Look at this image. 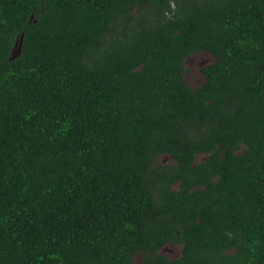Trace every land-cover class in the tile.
Returning <instances> with one entry per match:
<instances>
[{
	"label": "trees",
	"instance_id": "16d2710c",
	"mask_svg": "<svg viewBox=\"0 0 264 264\" xmlns=\"http://www.w3.org/2000/svg\"><path fill=\"white\" fill-rule=\"evenodd\" d=\"M137 255L264 264V0H0V264Z\"/></svg>",
	"mask_w": 264,
	"mask_h": 264
},
{
	"label": "rangeland",
	"instance_id": "374dc122",
	"mask_svg": "<svg viewBox=\"0 0 264 264\" xmlns=\"http://www.w3.org/2000/svg\"><path fill=\"white\" fill-rule=\"evenodd\" d=\"M213 57L208 53H197L189 57L186 61V81L193 87L200 86L204 83L206 78L202 77L201 67L208 61L211 62ZM204 157H201L203 159ZM163 162H169L171 159L168 156L161 157ZM200 160V159H199ZM181 245H168L165 247L164 252L171 258H176L181 255ZM134 264H141L140 255H137Z\"/></svg>",
	"mask_w": 264,
	"mask_h": 264
},
{
	"label": "flooded vegetation",
	"instance_id": "af4514ba",
	"mask_svg": "<svg viewBox=\"0 0 264 264\" xmlns=\"http://www.w3.org/2000/svg\"><path fill=\"white\" fill-rule=\"evenodd\" d=\"M207 63H209V61H208ZM202 77H204V75H203V74H202Z\"/></svg>",
	"mask_w": 264,
	"mask_h": 264
}]
</instances>
